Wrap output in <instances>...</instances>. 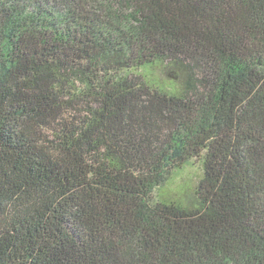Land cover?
I'll return each mask as SVG.
<instances>
[{"label":"trees","instance_id":"trees-1","mask_svg":"<svg viewBox=\"0 0 264 264\" xmlns=\"http://www.w3.org/2000/svg\"><path fill=\"white\" fill-rule=\"evenodd\" d=\"M0 264H264V0H0Z\"/></svg>","mask_w":264,"mask_h":264},{"label":"rangeland","instance_id":"rangeland-1","mask_svg":"<svg viewBox=\"0 0 264 264\" xmlns=\"http://www.w3.org/2000/svg\"><path fill=\"white\" fill-rule=\"evenodd\" d=\"M202 173L199 159H191L182 169L175 174L161 188L160 192L180 198H187V194L195 188Z\"/></svg>","mask_w":264,"mask_h":264}]
</instances>
